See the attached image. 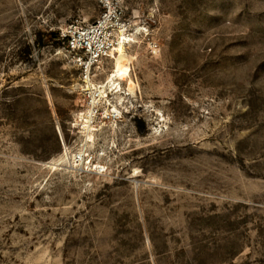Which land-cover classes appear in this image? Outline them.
Returning a JSON list of instances; mask_svg holds the SVG:
<instances>
[{"label":"rangeland","instance_id":"1","mask_svg":"<svg viewBox=\"0 0 264 264\" xmlns=\"http://www.w3.org/2000/svg\"><path fill=\"white\" fill-rule=\"evenodd\" d=\"M121 1L86 139L60 33L97 3L0 0V264H264V0Z\"/></svg>","mask_w":264,"mask_h":264},{"label":"built area","instance_id":"2","mask_svg":"<svg viewBox=\"0 0 264 264\" xmlns=\"http://www.w3.org/2000/svg\"><path fill=\"white\" fill-rule=\"evenodd\" d=\"M93 1L100 9L94 21L84 23L76 20L68 24L60 33L65 53L81 70L82 82L86 68H92V76H94V68L101 64L103 59L110 57L118 42V31L123 29L129 34L127 9L121 0ZM86 95L88 97V93Z\"/></svg>","mask_w":264,"mask_h":264},{"label":"bare ground","instance_id":"3","mask_svg":"<svg viewBox=\"0 0 264 264\" xmlns=\"http://www.w3.org/2000/svg\"><path fill=\"white\" fill-rule=\"evenodd\" d=\"M131 34H126L123 29H120L118 31V42L115 48L112 50L110 54V59L113 60V71L112 74L107 77L106 85L101 87H96L94 84L90 82V76H92V68H86L85 71V78L87 80V85L85 87V92L89 95V110H87L86 116L84 119L87 120V124L82 128L85 134V138H88V135H90V125L92 121V115L94 113L95 107L104 101L105 103L110 104L107 100L106 94H110L111 96H114L115 99L118 102V105H123L124 102V96H126L125 93L122 92V88L120 87V84L118 83L119 80L127 78L130 74V60L129 57L126 54V45L133 42L132 39H130ZM100 65V64H99ZM98 66L94 68L95 70L98 69ZM93 72V73H94ZM84 78V80H85ZM84 83V81H83ZM127 95H133V91H130V94ZM96 113V110H95ZM85 139V144H86ZM83 147V146H82ZM83 149V148H82ZM78 156V157H77ZM61 158L58 160L59 162L63 161L64 159H68L69 155L66 149H64ZM72 162L73 163H80L82 162V155H72ZM55 163V162H54ZM76 166V165H75Z\"/></svg>","mask_w":264,"mask_h":264},{"label":"water","instance_id":"4","mask_svg":"<svg viewBox=\"0 0 264 264\" xmlns=\"http://www.w3.org/2000/svg\"><path fill=\"white\" fill-rule=\"evenodd\" d=\"M139 125H141V127L144 128V125L143 124H139Z\"/></svg>","mask_w":264,"mask_h":264}]
</instances>
